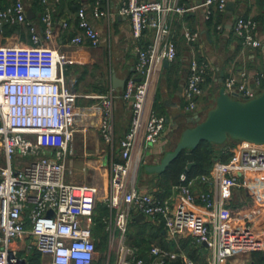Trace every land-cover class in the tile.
<instances>
[{
	"label": "built area",
	"instance_id": "built-area-1",
	"mask_svg": "<svg viewBox=\"0 0 264 264\" xmlns=\"http://www.w3.org/2000/svg\"><path fill=\"white\" fill-rule=\"evenodd\" d=\"M38 1L43 7L39 24L29 21L23 0H5L0 9V26L25 25L29 39L0 44V264H30L28 255L33 251L40 256L39 264H93L96 246L91 216L99 188L67 179L74 133L86 128L76 124L78 94L75 82L68 81L64 74L66 66L74 63V57L46 44L54 35L53 5L49 0ZM227 2L204 0L205 18L211 15L212 6L222 12ZM189 9L178 6L176 0H123L117 10L130 20L134 39L153 34L137 48L136 75L125 81L121 97L128 102L131 121L119 142L118 159L111 158L107 166L104 201L114 211L110 225L119 232L116 264H144L134 250L123 246L132 209L160 218L169 238L192 236L198 244L205 242L210 251L207 264H227L236 249L258 247L253 224L262 212L261 200L257 198L254 206L242 214V226L237 228L225 206L224 194L229 188L249 186L257 177L264 176V144L229 142L225 147L229 159L215 160L207 174L197 177L206 185L204 191L193 187L196 177L186 179L183 173L181 183L174 186L179 194L174 202L159 199L136 184L143 152L159 141L165 126V117L156 114L152 107L153 83L160 67L165 61H173L177 54L165 14ZM108 14L100 8V0L93 3V17ZM60 27L65 30L67 22L62 21ZM257 28L253 18L242 16L235 18L232 27L243 46L252 48L262 44L256 35ZM183 36L187 43H192L198 32L185 28ZM99 38L98 30L80 7L77 33L71 43L96 46ZM208 70L207 61L196 56L190 59L183 87L184 110L196 109ZM263 77L262 73H255L250 85L248 72L239 70L224 78L222 88L232 98L246 101L264 89ZM97 97L101 106L100 134L104 142L111 143L112 93ZM89 164L83 169L93 171V164ZM195 203L207 213L202 215L187 207ZM149 255L156 264L176 258L182 264H198L183 253L157 245L150 247Z\"/></svg>",
	"mask_w": 264,
	"mask_h": 264
},
{
	"label": "crops",
	"instance_id": "crops-1",
	"mask_svg": "<svg viewBox=\"0 0 264 264\" xmlns=\"http://www.w3.org/2000/svg\"><path fill=\"white\" fill-rule=\"evenodd\" d=\"M4 1L0 0V4L2 2L4 3ZM35 1L23 0V3L27 9V16L28 14L30 16L29 19L38 22L43 7H40ZM53 1L49 0L53 5L54 35L53 39L46 42V44L74 57V63L68 67V73L66 75L68 81L73 80L76 83V79L79 78L77 83H80L82 80L85 82L83 92L74 85V89L78 94L75 105L76 111L78 112L76 114L77 118L75 119L76 124H83L86 128L83 131L76 130L74 133L72 144L74 153L68 156L67 159V170L69 172H67V178L69 179L72 170L76 172L77 167L75 166L77 163L75 161L80 159V169L83 173L86 170L92 171V168L84 170V165L89 163L93 164L95 172L98 173L99 179L102 180L101 187L102 191H104L105 188H108V163L111 158L116 159L118 157L119 142L123 138L131 121V111L128 102L121 97L123 88L118 87L113 89L111 77L115 74L117 78L125 79L126 81L127 78L135 74L134 65L137 61V48L142 47L153 32L142 36L140 39H134L132 37L130 20L117 12L123 0H101L100 8L109 12L108 15L103 17H93L91 15L94 2L91 3V0H78L81 2L80 6L85 9L90 23L98 30L100 38L96 46H90L88 42L76 46L70 41L77 33V28L73 26L75 14L70 12L67 2L63 1V4L58 6L59 0L56 4ZM186 2V6L190 7L189 10L181 13L172 11L165 14V20L170 27L171 37L175 40L176 49L177 44H179L180 58L178 61L173 60L168 62L167 65L163 63L160 67L157 76L158 81L155 98L152 95V107L154 111L156 110V114L165 117V126L159 141L154 145H150L143 152L136 179V184L139 189L152 192L157 198L169 199L172 202L179 198V194L174 186L165 190L160 188L158 185L159 175L149 174L150 172L145 171L144 167L159 163L163 153L175 147L180 132L184 128L193 126L192 120L195 113L201 116V118L205 116L209 108L215 103L219 90L223 87V80L227 75L235 74L237 71L244 69L249 74L250 85L253 83L252 76L255 73L259 72L264 76V0H228L227 3L230 2L231 6H226L222 12L219 11V14L215 15L210 23H208V19L204 15V0H186ZM176 4L181 6L178 0H176ZM211 11L213 12V8H211ZM237 16L249 17L255 20L258 26L256 35L262 42L259 47H245L241 43V40L234 35L232 27ZM62 21H66L68 24L65 30H62L60 27ZM185 28L198 32V38L195 42H186L183 36ZM28 40V33L23 26L18 25L13 31H10V25H4V27L3 24L1 25L0 42L6 41L5 43H7L10 41L8 44H11L13 42H28ZM193 56L207 61L209 70L204 83L203 95L198 98L196 109L190 112L183 108L185 105L183 87L188 73V65ZM109 59H113L114 64L113 67L110 66L108 68ZM97 60H99V63L100 61L103 63V66L101 65L102 67L99 66ZM73 65L76 68L70 70V67ZM98 68H101L98 73L99 77L96 75V69ZM94 78L103 79L101 88L98 91L102 89V94L112 93L113 135L111 143L103 141L98 127L101 116L100 101L95 90L90 89V87L88 88V86L92 85L91 81L93 82ZM136 78L139 77L136 76ZM96 81L98 82V80ZM261 86L264 87V77ZM81 98L86 100L81 101ZM177 132L178 134L176 136ZM80 139L83 152L79 156L80 150L77 142ZM237 142L232 141L231 143ZM87 144L93 147L91 148L92 151L87 149ZM141 169L144 170V173L142 171V182L138 183V175ZM85 175L88 176L87 173ZM197 177L196 179L194 178L193 187L199 192L204 191L206 185ZM145 179L154 181L157 186L154 189H150V185L141 186L140 184ZM257 198L262 203V212L255 218L253 224L258 247L251 250L236 249L235 254L229 258L227 264H250L252 263L251 253L253 251H262L264 253V176L260 175L249 186L229 188L224 194L225 206L230 210L233 224L237 228H241L242 226V214L254 206ZM187 207L202 215L207 213V210L198 203L187 204ZM140 214L142 217H139ZM112 215L114 217V211L111 212L110 216ZM133 220L136 222H147L153 225L162 223L164 239L170 247L169 249H165L170 252L183 253L188 256L187 251H193V247L197 246L194 245L193 241H196L192 236L169 238L164 230L163 221L160 218H152L136 209H132L127 225ZM188 239L193 247L185 246L188 243ZM185 241L187 242L186 244ZM199 246L204 250L203 254L199 255L200 260L205 261L207 264L210 251L202 244H199ZM134 249L137 252V256H139L137 249L135 247ZM144 257L148 259L145 260ZM141 258H143L144 264H156L153 260L154 257L149 255V250ZM197 263L199 264V262Z\"/></svg>",
	"mask_w": 264,
	"mask_h": 264
},
{
	"label": "trees",
	"instance_id": "trees-1",
	"mask_svg": "<svg viewBox=\"0 0 264 264\" xmlns=\"http://www.w3.org/2000/svg\"><path fill=\"white\" fill-rule=\"evenodd\" d=\"M63 1L67 2V6L70 12H73L75 14L74 17L75 22L73 23V26L77 28L76 14L78 9L81 7L80 6L81 2L78 0H59L58 6L63 4ZM91 1H92L91 3H93L96 0H91ZM35 2L39 4L38 0H36ZM178 3L181 6L184 5V7H187L186 0H178ZM4 5H5V1L4 3L2 2L0 4V9ZM212 8H213V12L211 13V15L207 20L208 23H210V21L213 19L215 15L219 14L218 13L219 11L214 6H212ZM29 21L39 24V21L35 22L32 19H29ZM4 25H10V31H13L15 27L18 25L23 26V28L27 31V26L25 25L3 24V27ZM179 58H180V53L177 50V54L174 60L178 61ZM68 67L69 65L66 66V70L64 72L65 77H67L66 75L68 73ZM78 80L79 78L76 79V83H75L76 85ZM214 104L210 108H212ZM232 141H238V140L228 137L226 142L223 144H216L209 141H202L192 150L185 149L181 151V153L172 162H170V164L162 172H150L149 174L159 175L158 185L160 186V188H163L164 190L167 188L169 189L172 186L179 185L181 183L180 175L184 173V170L187 167L188 159L186 157V152L188 151L191 152L192 154L193 165L188 169L186 173H184L186 179H191L199 175L207 174L215 160L227 161L229 159L230 154L225 151V147L227 144H229V142L231 143ZM141 171H143L144 173L143 169H141ZM146 174L148 173L146 172ZM111 212L112 211L110 210L109 206L106 203L104 202L96 203L95 208L93 210V214L91 216V220H92L91 233L95 241L96 250L97 248L102 249L105 246L106 234L104 230L107 224V220L109 219V217H111L110 216ZM141 222H136L135 220L129 222L126 230V242L129 246L135 247L137 249L139 256L141 257L144 256L148 252L152 244H156L166 249L170 248L169 244L164 239L162 223L158 225H153L147 222H142V224H140ZM186 241L185 244L187 242L189 244L187 243V245L185 246L193 247L192 244H190L189 239L187 242ZM193 243L194 245L197 246L193 247L194 248L193 251L190 252L187 251L189 258L199 262V264H206V262L200 260L199 257V255L203 254L204 252L203 248H201V246H199V244H197L196 242L193 241ZM39 257H40L39 254L33 251L28 255L29 263L39 264ZM251 262L252 264H264V253L262 251H253L251 253ZM165 264H182V261L180 258H176L174 260L166 261Z\"/></svg>",
	"mask_w": 264,
	"mask_h": 264
},
{
	"label": "water",
	"instance_id": "water-1",
	"mask_svg": "<svg viewBox=\"0 0 264 264\" xmlns=\"http://www.w3.org/2000/svg\"><path fill=\"white\" fill-rule=\"evenodd\" d=\"M226 6H231L230 2ZM28 14V18H29ZM1 28V26H0ZM168 62H164L167 65ZM138 79V78H137ZM112 88H123L125 79L111 77ZM193 126L184 128L175 147L163 153L159 163L146 165L147 172H162L181 151L194 149L200 142L209 141L223 144L227 138L264 144V89L255 97L240 101L232 98L224 88H220L214 106L201 118L197 113L193 117ZM184 173L193 165L191 152ZM139 217H142L140 214ZM207 247L206 243H202ZM147 260V257H144ZM252 264V263H250Z\"/></svg>",
	"mask_w": 264,
	"mask_h": 264
},
{
	"label": "rangeland",
	"instance_id": "rangeland-1",
	"mask_svg": "<svg viewBox=\"0 0 264 264\" xmlns=\"http://www.w3.org/2000/svg\"><path fill=\"white\" fill-rule=\"evenodd\" d=\"M5 42L6 41L0 42V44H8V43H10V41L7 42V43H5ZM178 46H179V44H177L176 51L178 50V52L180 53ZM97 62H98V64H99L100 67L103 66L102 65L103 63H101V61L99 63V60H97ZM108 63H109L108 68L110 66L113 67L114 60L113 59H109V62ZM75 68H76V66L73 65L72 67H70V70L75 69ZM100 69L101 68L96 69V73H97L96 75H98ZM98 77H99V75H98ZM96 80H98L99 83ZM102 81H103L102 78H100V79H95L94 78L93 82L91 81V84L92 85L88 86V88L90 87V89L95 90V92L97 93V95H103L102 94V89L100 91H98L101 88ZM157 81H158V77L155 78V81L153 83V94H152L153 95V98H155V96H156V93L155 92L157 91ZM74 85H76V84L74 83ZM84 85H85V82L82 80V81H80V83H77L76 87H78V89L82 91L84 89L83 88ZM82 100L85 101L86 99L81 98V101ZM177 134H178V132L176 133V136H177ZM77 143L79 145V150H80L79 156H80L82 154V152H83L82 151V146H81V139ZM91 148H93V147H90L87 144V149L90 150V151H92ZM0 154H1V151H0ZM75 162L77 163L76 166H75V167H77V169H76V172L77 173L72 170L71 175L69 176V180L71 179V181L73 180V182L76 181L75 183H83V182H85V183H91V184L96 185L99 188V195H98V198H97L96 203H98V202H104L105 203V201H104V195L106 194L107 188H105L104 191H102V187H101L102 180L99 179L98 173L95 172V171H89V170L88 171L86 170L83 173L81 171V169H80V167H81V160L80 159H77ZM85 173H87L88 176H86ZM141 177H142V171L139 172V175H138V183H141L142 182L141 181ZM103 183H106V182H103ZM140 185L141 186H148V185H150V187H149L150 189H154V187L157 186V185H155L154 181H150V180H147V179H145L144 182L142 184H140ZM112 218H113V215L111 217H109V219L107 220V224L105 226V230H104L105 231V234H106V243H105V246L102 249H98L97 248L96 254H95V258L93 260V264H116V262H117L118 248H119V246H118L119 245V243H118V234L119 233L118 232H115L116 230L114 231V229L110 225V220H112ZM123 246L125 248H128V249L130 248V249L134 250L135 253H137L136 250L134 249V247L129 246L127 244V242H126V236H124V239H123Z\"/></svg>",
	"mask_w": 264,
	"mask_h": 264
}]
</instances>
